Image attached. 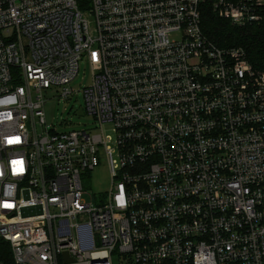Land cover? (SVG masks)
I'll use <instances>...</instances> for the list:
<instances>
[{
  "label": "built area",
  "instance_id": "built-area-1",
  "mask_svg": "<svg viewBox=\"0 0 264 264\" xmlns=\"http://www.w3.org/2000/svg\"><path fill=\"white\" fill-rule=\"evenodd\" d=\"M89 2L0 0V264H264V71L202 29L264 0ZM86 59L97 130L58 133L44 92Z\"/></svg>",
  "mask_w": 264,
  "mask_h": 264
},
{
  "label": "rangeland",
  "instance_id": "rangeland-1",
  "mask_svg": "<svg viewBox=\"0 0 264 264\" xmlns=\"http://www.w3.org/2000/svg\"><path fill=\"white\" fill-rule=\"evenodd\" d=\"M90 3V2H89ZM89 7V6H88ZM93 71L90 60L81 63V70L69 89L72 93L67 98L61 96V90L51 89L44 92L47 100L44 113L47 126L58 133H69L72 131L94 132L97 130L96 120L87 114L85 110V99L83 89L92 83ZM85 199L88 202L98 204V198L107 201L111 188V177L109 164L105 155H100V165L90 175L83 179ZM113 264L119 261L115 257Z\"/></svg>",
  "mask_w": 264,
  "mask_h": 264
},
{
  "label": "trees",
  "instance_id": "trees-1",
  "mask_svg": "<svg viewBox=\"0 0 264 264\" xmlns=\"http://www.w3.org/2000/svg\"><path fill=\"white\" fill-rule=\"evenodd\" d=\"M78 1L83 9L88 8L89 0ZM202 29L220 48L244 49L253 67L264 71V21L251 27H235L208 9L202 17Z\"/></svg>",
  "mask_w": 264,
  "mask_h": 264
}]
</instances>
